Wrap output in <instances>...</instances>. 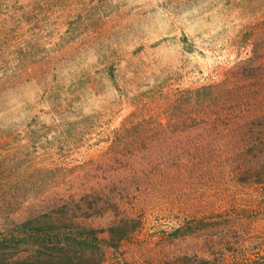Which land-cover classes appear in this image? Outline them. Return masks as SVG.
<instances>
[{
  "label": "rangeland",
  "instance_id": "374dc122",
  "mask_svg": "<svg viewBox=\"0 0 264 264\" xmlns=\"http://www.w3.org/2000/svg\"><path fill=\"white\" fill-rule=\"evenodd\" d=\"M231 69L237 140L260 141L264 0H0V218L51 210L106 230L102 264H264V183L236 181L216 151L203 170L186 150L203 130L158 101L159 85Z\"/></svg>",
  "mask_w": 264,
  "mask_h": 264
},
{
  "label": "trees",
  "instance_id": "16d2710c",
  "mask_svg": "<svg viewBox=\"0 0 264 264\" xmlns=\"http://www.w3.org/2000/svg\"><path fill=\"white\" fill-rule=\"evenodd\" d=\"M256 56L257 53L254 51L252 57L245 60V63L253 67L256 64ZM255 69L259 68L255 67ZM238 74L239 71L231 69L225 73L222 81L199 86L191 84L164 88V85H159L158 101L165 103L169 108L170 122L182 124L195 122V128L203 130L204 133L200 139L188 143L186 148L193 160H200L203 170L208 169L212 160L217 159L214 153L216 151L220 153V165L229 167L230 174L236 181L264 183V139L237 140L246 131V126L241 121L242 116L236 112L237 104H241L246 97L243 89L236 85ZM203 96L212 97V102L208 104L206 99L201 100ZM219 101H222L223 106L217 109ZM196 152L198 154L194 155ZM189 164H192L190 160ZM189 164L187 163L188 166ZM153 166L155 164L152 163L148 168ZM147 189L141 190L142 196L137 195L136 203L143 196L151 197L152 191ZM143 203L148 202L143 201ZM123 218L125 223L132 219L127 212ZM0 219L22 228L17 236L19 242L16 248L13 246V250H9L13 240L10 234L0 237V264H5L8 259H16L10 264H102L105 261L104 242L106 240L100 238L99 234L106 230L87 228L74 218L55 214L51 210L21 221H11L7 216ZM74 227L75 230L71 229L68 233L69 238L60 239L67 229ZM137 227L134 226L129 231L132 232ZM242 227L236 226L235 232H241ZM187 229V232H193L196 228L188 226ZM122 230L108 231L112 237L116 232L115 239L121 241L129 234L128 231L122 232Z\"/></svg>",
  "mask_w": 264,
  "mask_h": 264
}]
</instances>
